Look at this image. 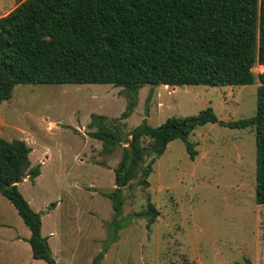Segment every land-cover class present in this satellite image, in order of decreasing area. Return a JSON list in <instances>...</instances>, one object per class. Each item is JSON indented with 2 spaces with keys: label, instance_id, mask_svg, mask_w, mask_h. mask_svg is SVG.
<instances>
[{
  "label": "rangeland",
  "instance_id": "1",
  "mask_svg": "<svg viewBox=\"0 0 264 264\" xmlns=\"http://www.w3.org/2000/svg\"><path fill=\"white\" fill-rule=\"evenodd\" d=\"M16 2L0 0V16ZM252 71H264V64ZM258 84H146L126 118L121 114L131 99L120 86L15 85L11 97L0 102V136L24 140L31 148V166L40 163L39 176H25L17 186L41 213V234L56 263L92 264L104 250L98 264H234L246 259L264 264V211L255 201L252 126L207 122L194 128L188 136L197 151L193 159L181 138L169 141L152 164L148 185H142L139 170L123 188L117 219L107 196L115 186L122 146L130 144L132 130L144 119L157 126L208 106L219 120L250 117ZM93 114L103 115L104 125H119L120 141L112 151L90 136L97 129ZM151 156L145 155L142 167ZM150 206L159 214L148 226V218L136 214ZM29 232L0 192V264H47L32 257L22 239Z\"/></svg>",
  "mask_w": 264,
  "mask_h": 264
},
{
  "label": "trees",
  "instance_id": "2",
  "mask_svg": "<svg viewBox=\"0 0 264 264\" xmlns=\"http://www.w3.org/2000/svg\"><path fill=\"white\" fill-rule=\"evenodd\" d=\"M255 64H264V0H17L0 16V102L20 83H106L122 87L130 97L121 114L126 118L146 84L246 85L258 80L256 110L250 117L219 120L208 106L196 114L170 116L157 126L145 119L136 126L130 144L122 146L115 186L107 194L114 219L121 211L123 188L133 176L140 170L141 183L147 186L152 164L175 138L184 141L193 159L197 151L188 136L207 122L254 128L255 201L264 211V71L255 75ZM104 118L92 115L97 129L90 136L109 152L120 141L119 125H104ZM30 151L22 139L0 136V192L30 231L32 257L57 264L41 234V213L17 186L25 176L34 180L40 174V163L31 166ZM146 154L152 156L142 167ZM158 214L150 206L136 215L147 217L149 226ZM103 255L104 250L92 264Z\"/></svg>",
  "mask_w": 264,
  "mask_h": 264
},
{
  "label": "crops",
  "instance_id": "3",
  "mask_svg": "<svg viewBox=\"0 0 264 264\" xmlns=\"http://www.w3.org/2000/svg\"><path fill=\"white\" fill-rule=\"evenodd\" d=\"M16 4H17V2L15 3V5H13L11 8H9V9H7L2 15H4V14H6L8 11H10L12 8H14L15 6H16ZM1 15V16H2ZM39 176V175H38ZM37 176V177H38ZM19 236V235H18ZM30 236V232L28 233V234H26V236H22V239L24 240V241H26L27 240V238ZM37 260V259H36Z\"/></svg>",
  "mask_w": 264,
  "mask_h": 264
},
{
  "label": "bare ground",
  "instance_id": "4",
  "mask_svg": "<svg viewBox=\"0 0 264 264\" xmlns=\"http://www.w3.org/2000/svg\"><path fill=\"white\" fill-rule=\"evenodd\" d=\"M164 86H168V85H164Z\"/></svg>",
  "mask_w": 264,
  "mask_h": 264
}]
</instances>
